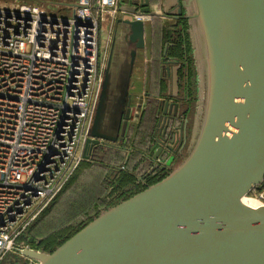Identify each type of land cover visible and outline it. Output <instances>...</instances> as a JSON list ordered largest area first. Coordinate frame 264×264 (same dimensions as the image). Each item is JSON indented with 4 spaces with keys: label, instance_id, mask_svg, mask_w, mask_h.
Wrapping results in <instances>:
<instances>
[{
    "label": "water",
    "instance_id": "95a60500",
    "mask_svg": "<svg viewBox=\"0 0 264 264\" xmlns=\"http://www.w3.org/2000/svg\"><path fill=\"white\" fill-rule=\"evenodd\" d=\"M176 4L159 15L177 19L184 8L192 27L196 114L187 157L163 180L102 212L55 251L29 247L18 250L20 258L32 264H264V202L254 194L264 187V0ZM142 5L130 12L132 19L116 20L133 49L130 60L117 62L111 43L83 161L101 145L135 152L127 145L134 129L128 126L129 74L138 52L146 50V24L158 16L148 0ZM162 152L152 158L155 167H161ZM146 181L139 178L143 185Z\"/></svg>",
    "mask_w": 264,
    "mask_h": 264
},
{
    "label": "built area",
    "instance_id": "2783aa9c",
    "mask_svg": "<svg viewBox=\"0 0 264 264\" xmlns=\"http://www.w3.org/2000/svg\"><path fill=\"white\" fill-rule=\"evenodd\" d=\"M120 15V0H77L71 17L0 3V264L30 247L22 236L83 161L109 52L101 23Z\"/></svg>",
    "mask_w": 264,
    "mask_h": 264
},
{
    "label": "trees",
    "instance_id": "16d2710c",
    "mask_svg": "<svg viewBox=\"0 0 264 264\" xmlns=\"http://www.w3.org/2000/svg\"><path fill=\"white\" fill-rule=\"evenodd\" d=\"M72 0H67V2H71ZM159 22L158 20H156ZM161 33H159L158 27L154 30L152 35L155 34V45L151 43V45L155 46L153 57L151 58L150 62V74L153 81L155 79H159V71H160V65L162 58L164 57V51L165 47L168 43H172V33L173 31L169 28H163L161 27ZM150 35V41L153 42V36ZM158 36L161 37V39L158 38ZM187 36V35H186ZM152 37V38H151ZM180 41L175 44L174 47L168 48V55L177 58L180 61L183 59V54L185 52H190L189 47V41L186 37V40L183 39L182 36H180ZM185 44V47L182 45ZM153 47H151L152 49ZM186 61L187 58L185 59ZM191 63V60L189 59V64ZM153 86V85H152ZM193 94V91H192ZM153 106H157V100L151 99L148 100ZM152 125V123H151ZM139 133L141 135V123ZM99 150H102L105 152L106 150L102 147H99L97 152ZM96 152V153H97ZM115 152V151H114ZM102 154V153H101ZM111 152L107 151V155H111ZM90 161H82L77 170L75 171L74 175L71 177V179L68 181V183L64 186V188L61 190V192L55 197V199L51 202L49 207L43 211V213L37 218V220L34 222V224L27 230V232L22 236L21 241L25 242L26 244H29L32 248L36 250H43L46 252H53L55 251L59 246H61L63 243H65L67 240H69L71 237H73L75 234H77L81 229H83L86 225H88L90 222H92L96 217H98L102 212L106 211L107 209L114 207L118 205L123 200H128L131 197L135 196L136 194L144 191L147 189V187L152 186L154 184H157L161 180H163L168 174L169 171L164 172L163 174L159 175H151L146 176L147 179L146 183L147 185L138 184L137 179L135 177V170L138 168V159H135L130 165L126 166V171H120L114 169L113 179H109L110 175L108 173V170L106 171L105 167H99V165L96 164V162H99V159H101L100 156L95 155L92 156ZM95 162V163H94ZM134 162V163H133ZM95 167V173L94 176L90 179V183L88 186H85V189L95 191L99 194L106 192L108 188L109 194H107L106 198L104 200L101 199V197L96 196H90L85 199V201H82L81 203H84L81 205L80 212L83 213V216L81 219H76L72 222H67L65 224H62L58 226L57 229L53 230V227H55L53 223H51L50 219L48 217L49 214L55 213L59 207H64L67 209L68 207V199L64 196L66 192H69V189L76 184L84 175V173L91 171ZM124 169V170H125ZM139 172H141V166L139 165ZM93 172V171H92ZM106 172V176L105 173ZM104 174V177H101V175ZM109 174V175H107ZM106 187V189H105ZM110 189V190H109ZM264 189V187H263ZM262 189V190H263ZM260 191H255L254 194H258ZM87 202V204H85ZM69 210V208H68ZM52 217V216H51ZM41 221L40 225H37ZM39 230H45L44 234H41ZM33 239V242H30V240ZM40 240V241H39ZM39 241V242H38ZM4 264V263H3Z\"/></svg>",
    "mask_w": 264,
    "mask_h": 264
},
{
    "label": "crops",
    "instance_id": "0c3cea01",
    "mask_svg": "<svg viewBox=\"0 0 264 264\" xmlns=\"http://www.w3.org/2000/svg\"><path fill=\"white\" fill-rule=\"evenodd\" d=\"M72 2V3H71ZM68 6L73 8V5L77 3V0H72ZM145 3V0H120V7L122 9L120 18L122 19H132L134 16L130 12L138 9L139 11L145 8L142 4ZM149 7L154 11L158 16L149 20L146 24V46L149 47V43H153L155 45V32L154 30L158 27V32L161 33V27H165V23L167 24L166 20L170 23L167 28H170V26H173V30L179 31L180 28L184 30V39L186 40V37L189 41V47L190 52L189 55L186 53V58L188 61L179 60L177 58L174 59H167L165 63L160 65V71H159V79H155V81L152 80L151 74H150V62L151 58L153 57L155 46L153 45L152 48V55L147 54L146 50L144 52L139 51L138 55L135 60V64L133 66V69L131 70L129 74V94L132 96V104L133 101L137 105H141V100H151L155 99L158 101V103H165L169 102L174 103L179 101V98L183 96V89L182 87H185V78H187V75L189 74V77L191 79V87L193 88L192 83H195V76L196 73L194 72L193 68V61H192V54H191V40H190V34L189 31L191 30L190 21L188 19H184L186 17V10L182 8V15L178 16L177 19H164L159 14L163 13L164 11L168 12L171 11L172 8L176 7V0H148ZM66 4V5H67ZM158 20L159 22H157ZM105 27L108 31L110 43L109 48L111 47V43L115 42V52H116V60L117 62L124 61L125 59L130 60V52L133 49V45H130L126 42L125 38V29L122 25L116 24V22H112L110 19H106ZM171 29V28H170ZM116 30H118L119 34L117 35V39L115 38ZM174 31V32H175ZM197 32V31H196ZM101 35V32H100ZM150 35L153 36V42L150 41ZM187 35V36H186ZM197 37L200 39V35ZM152 38V37H151ZM159 39H161L160 36H158ZM101 41V40H100ZM117 41V42H116ZM120 45H119V43ZM185 47V46H184ZM168 48L165 47V50ZM151 52V50H150ZM102 53V50H101ZM167 55V54H166ZM185 58V59H186ZM184 59V57H183ZM189 59L191 60V63L189 64ZM176 72V74L174 73ZM153 85V86H152ZM191 88V89H192ZM131 100V97H126V103H128ZM134 104V105H136ZM167 151V150H166ZM134 153V152H133ZM133 153L128 154L127 159H131V156ZM169 154V151H167ZM150 156V155H149ZM153 165L157 164V161H153ZM138 164V162H137ZM139 165L141 166V172L138 174V177L140 179H145L147 174L151 173V170L147 169L144 165V160H140ZM136 173V170H135ZM137 174V173H136ZM136 179L137 176L135 175ZM137 183L140 184L139 179H137ZM142 184V183H141Z\"/></svg>",
    "mask_w": 264,
    "mask_h": 264
},
{
    "label": "flooded vegetation",
    "instance_id": "af4514ba",
    "mask_svg": "<svg viewBox=\"0 0 264 264\" xmlns=\"http://www.w3.org/2000/svg\"><path fill=\"white\" fill-rule=\"evenodd\" d=\"M166 22L167 24L165 23V26L168 27L170 23L168 22V20H166ZM170 28L169 29L172 30L173 26H170ZM174 31L175 30H173L171 38L173 42L168 43L166 45L167 48L174 47L175 44L180 41V36H182L183 39L185 38L184 30L182 28H180L179 31ZM182 45L185 46V44ZM151 47H153L151 43H149V47L146 46V52L148 55H152ZM183 57V61H185L186 53L183 54ZM169 58L174 59L173 57L168 55V52L167 55H165L164 51L162 64L165 63L167 59L169 60ZM190 77L188 74L187 78H185V87H182L183 96L179 98L178 102L174 101V103H170L169 100V102H165L164 104L157 103V106H153L148 100L141 101V152L133 153L131 159L129 158L126 164L127 166L130 165L131 167V163L135 159H138V164L140 160H144L145 167L149 169V171L151 170V175L155 176L163 174L170 169L167 168V163L169 160H171L173 165L178 162V160L180 159V152L183 153L186 149L189 137V127L187 126L186 120L189 118V113L191 110L190 106L192 105L190 97L193 96ZM165 145L171 146L173 150H168ZM159 149H163V152L160 153L159 156L162 163L159 164L161 167H155V164L153 165L154 162L152 158L158 153ZM166 150L169 151V154ZM165 163L166 170L162 171L161 169L165 166ZM151 175L149 173L147 174V176ZM6 264H20V261L18 259L14 260L8 258Z\"/></svg>",
    "mask_w": 264,
    "mask_h": 264
},
{
    "label": "rangeland",
    "instance_id": "374dc122",
    "mask_svg": "<svg viewBox=\"0 0 264 264\" xmlns=\"http://www.w3.org/2000/svg\"><path fill=\"white\" fill-rule=\"evenodd\" d=\"M1 2H18V3H26V4H40L41 6H45L49 9V11H51L52 13H54L57 16L60 17H71L72 16V12H73V8L68 6L67 0H0ZM72 3V2H71ZM69 3V4H71ZM67 4V5H66ZM108 31L105 27V23H101V35H100V45H101V50L104 51L107 47H108ZM110 40V39H109ZM193 88L191 89L193 91V96L190 97L191 101H192V105L190 106V113H189V118L186 120L187 121V126L189 127L188 130V141L190 139V132L191 129L193 127V120H194V116L196 114V94H195V83H192ZM142 101V100H141ZM147 101V100H146ZM136 104L135 101H133V104L130 106L131 108V112H130V119H129V123L128 126H130V128H134L133 131L129 134L128 130V141H127V145L129 146V144L131 145L130 147L133 148L134 146V151L135 152H141V135L139 133V127H140V123H141V105H134ZM119 108V107H118ZM117 108V109H118ZM126 110L125 109V113L123 114V122L125 121V115H126ZM163 130V129H162ZM145 143V142H143ZM125 145L124 147L127 148L128 146ZM188 145V142H187ZM98 147H102L104 148L106 151L103 152L102 150H98V148H94L92 153H91V159L92 156H95L98 154V156L101 157V159H99V162H96L97 165H99V167H105L106 171L108 170V173L111 174L109 177V179L114 178L113 174H114V169L117 171H124V169L126 168L125 163L128 162V154L126 153V151L124 153H119V152H114L115 150H113L114 148H108V146H98ZM123 148V150L125 149ZM128 149V148H127ZM187 146L186 149L184 150V152H180V159L178 160V162L176 164H172L170 169L168 170L169 173L172 172L173 170H175L176 168H178L182 161L187 157ZM107 151L111 152V155H107ZM97 152V153H96ZM134 152V153H135ZM102 153V154H101ZM90 159V160H91ZM95 163V162H94ZM139 167L136 169V173H134L137 178L139 172ZM126 170V169H125ZM93 171V172H92ZM95 171V167L89 171L84 173V175L82 176V178L76 183L74 184L70 189L69 192H66L64 194V196L68 199V207L67 209H65L63 206L59 207L58 210L53 213L52 215L49 214L48 217L51 218L50 221L51 223L54 222V226L53 230L57 229L58 226L65 224L67 222H72L75 221L77 218L81 219V217L83 216V213L80 212V208L81 205H83L84 203H81L82 201H85L86 198L90 197V196H98V193H96L95 191L92 190H88L85 189V186L91 182L90 179L94 176V172ZM106 176V172L104 173ZM104 174L101 175V177H104ZM107 174V175H109ZM106 189V187H105ZM107 194H109L108 192V188L106 189ZM110 190V189H109ZM106 192L104 191L103 193L99 194L101 199L104 200L107 196ZM99 197V198H100ZM85 204H87V202H85ZM69 208V210H68ZM52 216V217H51ZM41 221L37 224L40 225ZM39 232H41V234L45 233V230H39ZM33 240V239H31ZM40 241V240H39ZM38 241V242H39ZM30 246V245H29ZM31 247V246H30ZM10 259H14V260H19L20 264H32L30 261L20 258L18 257V254H14L11 255L9 257ZM6 264V262L4 263Z\"/></svg>",
    "mask_w": 264,
    "mask_h": 264
},
{
    "label": "bare ground",
    "instance_id": "6f19581e",
    "mask_svg": "<svg viewBox=\"0 0 264 264\" xmlns=\"http://www.w3.org/2000/svg\"><path fill=\"white\" fill-rule=\"evenodd\" d=\"M250 204H252V202Z\"/></svg>",
    "mask_w": 264,
    "mask_h": 264
}]
</instances>
